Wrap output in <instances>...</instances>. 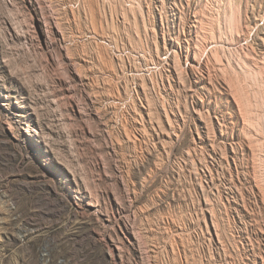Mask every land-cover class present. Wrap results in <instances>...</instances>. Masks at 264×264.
<instances>
[{"label":"rangeland","instance_id":"rangeland-1","mask_svg":"<svg viewBox=\"0 0 264 264\" xmlns=\"http://www.w3.org/2000/svg\"><path fill=\"white\" fill-rule=\"evenodd\" d=\"M0 264H264V0H0Z\"/></svg>","mask_w":264,"mask_h":264},{"label":"bare ground","instance_id":"bare-ground-1","mask_svg":"<svg viewBox=\"0 0 264 264\" xmlns=\"http://www.w3.org/2000/svg\"><path fill=\"white\" fill-rule=\"evenodd\" d=\"M233 25H234V23H233ZM234 27H235V25H234ZM233 33V32H232ZM234 57V56H233ZM198 64H199V62H198ZM247 107H248V105H247ZM243 109H244V107H243ZM249 109V108H248Z\"/></svg>","mask_w":264,"mask_h":264}]
</instances>
